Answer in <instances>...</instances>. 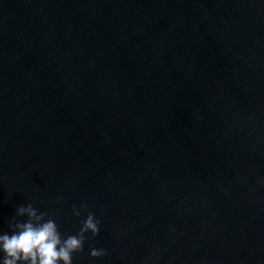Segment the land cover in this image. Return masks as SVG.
Segmentation results:
<instances>
[{
	"label": "water",
	"instance_id": "1",
	"mask_svg": "<svg viewBox=\"0 0 264 264\" xmlns=\"http://www.w3.org/2000/svg\"><path fill=\"white\" fill-rule=\"evenodd\" d=\"M28 203L99 219L73 264H264V0H0V231Z\"/></svg>",
	"mask_w": 264,
	"mask_h": 264
},
{
	"label": "clouds",
	"instance_id": "2",
	"mask_svg": "<svg viewBox=\"0 0 264 264\" xmlns=\"http://www.w3.org/2000/svg\"><path fill=\"white\" fill-rule=\"evenodd\" d=\"M85 207L83 203L79 208L73 205V215L80 216ZM99 224V219L88 212L75 234L62 235L46 212L31 203L17 205L8 221L10 231H0V264H73V253L82 250L88 233L97 235ZM105 254V249L90 246V256Z\"/></svg>",
	"mask_w": 264,
	"mask_h": 264
}]
</instances>
